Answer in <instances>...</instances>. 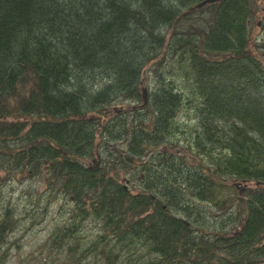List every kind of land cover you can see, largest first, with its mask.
Instances as JSON below:
<instances>
[{
    "label": "trees",
    "instance_id": "trees-1",
    "mask_svg": "<svg viewBox=\"0 0 264 264\" xmlns=\"http://www.w3.org/2000/svg\"><path fill=\"white\" fill-rule=\"evenodd\" d=\"M263 2L0 0V264H264Z\"/></svg>",
    "mask_w": 264,
    "mask_h": 264
},
{
    "label": "rangeland",
    "instance_id": "rangeland-1",
    "mask_svg": "<svg viewBox=\"0 0 264 264\" xmlns=\"http://www.w3.org/2000/svg\"><path fill=\"white\" fill-rule=\"evenodd\" d=\"M263 4H264V2H263ZM256 15V16H255ZM254 17L256 18V19H258L259 21L263 18V16H262V14H257V13H255L254 14ZM260 31V29H258L257 30V32L256 33H258ZM122 108V107H121ZM120 108V109H121ZM21 193H24V192H18V194H21ZM240 193H241V190H240ZM54 218H56V219H58V217L59 216H53ZM30 238H33V237H29L28 239H27V244L30 246L31 244H32V242H33V240H30ZM29 241V242H28ZM31 248V247H30Z\"/></svg>",
    "mask_w": 264,
    "mask_h": 264
}]
</instances>
